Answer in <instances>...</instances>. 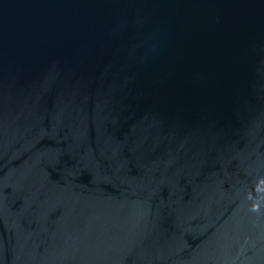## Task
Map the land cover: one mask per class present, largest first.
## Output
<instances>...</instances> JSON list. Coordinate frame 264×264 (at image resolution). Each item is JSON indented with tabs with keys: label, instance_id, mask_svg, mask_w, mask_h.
Listing matches in <instances>:
<instances>
[{
	"label": "water",
	"instance_id": "water-1",
	"mask_svg": "<svg viewBox=\"0 0 264 264\" xmlns=\"http://www.w3.org/2000/svg\"><path fill=\"white\" fill-rule=\"evenodd\" d=\"M0 264H264V0H0Z\"/></svg>",
	"mask_w": 264,
	"mask_h": 264
}]
</instances>
